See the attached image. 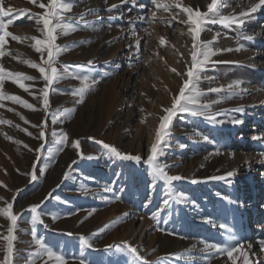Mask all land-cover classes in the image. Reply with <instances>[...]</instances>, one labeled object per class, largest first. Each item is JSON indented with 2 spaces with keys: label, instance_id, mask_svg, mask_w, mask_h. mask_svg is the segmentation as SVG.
Here are the masks:
<instances>
[{
  "label": "rangeland",
  "instance_id": "374dc122",
  "mask_svg": "<svg viewBox=\"0 0 264 264\" xmlns=\"http://www.w3.org/2000/svg\"><path fill=\"white\" fill-rule=\"evenodd\" d=\"M40 2L47 4V0H37L36 4L31 0H0L3 7L16 12L8 31L22 38L19 42L7 38L0 65L35 78L22 81L29 86L26 92L5 77L3 92L5 96H19L37 109L0 100V121H11L0 123V207L11 203L18 217L10 264H57L46 254L33 255L39 251L36 239L63 255L67 264H80L81 259L85 264H131L133 257L127 251L107 247L123 248L124 242L137 248L149 264H233L227 254L204 251L205 242L225 241L227 233L221 224L233 229L243 243L249 264H264V249L259 244L264 240V174L258 173L263 170L259 168L264 166V157L257 158L264 153V21L258 23L257 15L264 6L242 27L208 23L200 34L202 41H210L219 33L213 49L233 50L212 57L218 63H209L198 82L204 93L202 103L222 101L210 110L217 114L216 120L177 113L171 121L170 135L161 145L159 162L174 165L166 169L169 175L184 177L171 183L173 194H184L183 202H179L166 195L168 187L163 180L154 183L144 161L155 142L159 118L164 115L162 108L171 106L186 78L172 71L183 74L190 64L191 36L188 25L181 23L187 19L186 14L181 12L173 20L170 13L157 10L149 24L139 17H150L156 10L151 0H74L71 11L64 14L66 20L79 25L81 14L88 12L84 19L91 26L58 35L56 43L68 46L56 64L64 78L49 86L45 111L40 89L46 82L37 69L24 63H41V54L31 47L35 43L31 37L42 39L39 28L43 25L19 12L26 9L30 14L41 13L44 9L38 6ZM181 2L206 12L211 0ZM257 2L224 0L220 11L226 16L238 15ZM112 5L117 7L109 11ZM240 45L243 49L236 51ZM89 60L92 65H88ZM82 76H90L95 83L85 93L84 103L78 104L79 97L72 92L81 86L76 77ZM233 81H241L240 88L246 91L229 99L227 86ZM221 87L220 92L209 91ZM72 108L76 111L71 116L66 112L58 115ZM54 115L58 117L55 122ZM42 121L47 122L43 140L38 138L40 128L33 127ZM65 132L68 144H57ZM204 136L209 139L204 140ZM73 140L80 141L84 158L71 147ZM101 140L122 152L140 155L142 160L137 163L110 157L97 143ZM59 147L63 151L57 152ZM250 152H257V156L250 157ZM245 154L250 156L245 158ZM34 166L35 181L29 175ZM230 171L234 175L223 180L208 179L226 176ZM65 172L69 173L66 179ZM106 187L112 191H105ZM224 196L235 202L229 203ZM165 199H169L167 206L163 205ZM34 204L40 205L37 211L42 223L32 222L30 206ZM252 210L259 215L256 219ZM209 219L212 223L207 222ZM254 221L261 226L254 228ZM108 224L111 227L101 231ZM9 226L10 221L0 216V261L6 255L7 242L2 237ZM81 236L93 246H84ZM233 255L238 257L235 264H243L238 253Z\"/></svg>",
  "mask_w": 264,
  "mask_h": 264
},
{
  "label": "snow or ice",
  "instance_id": "6c2138e0",
  "mask_svg": "<svg viewBox=\"0 0 264 264\" xmlns=\"http://www.w3.org/2000/svg\"><path fill=\"white\" fill-rule=\"evenodd\" d=\"M33 4L37 3V0H31ZM151 4L154 6L156 10L151 12L150 17H139L141 20H147L150 24L156 18L157 10H162L163 12L170 13L171 19L175 20L178 18L179 14L182 12L186 14L187 19L181 21V23L188 25V34L191 36V49H190V64L187 65L186 71L181 74L176 71V69H172L173 72H176L177 75H183L186 77L183 79L182 85L179 87V91L175 94L172 98L171 106L167 108H162L164 115L159 118V124L156 129L155 133V142L152 143L150 147V154L148 155L147 159L144 161L147 163L151 169V173L153 176V181L155 183L156 180H163L168 187V192L166 195L169 198H174L179 201L183 202L184 194L183 193H174L171 189V183L174 181H178L184 179V177L180 175H169L167 168L173 167L174 165H166L159 162V156L163 154V149L161 147L162 143L165 141L166 137L170 135V125L171 121L177 113H189L192 116H203L209 120L215 121L216 120V113H212L210 110L213 104L220 103L222 101H212L207 103H202L201 98L204 93L200 90L198 86V82L201 79V72L205 69V67L209 63H218V61H213L211 58L216 56L217 54L225 51H232L233 49H213L212 44L218 38L219 33L213 36L212 40L210 41H202L200 39V34L204 31V26L208 23H219L221 25H225L231 27L233 25L242 27L252 13H255L258 9L264 6V0H258L257 3L251 4V6L247 9V11H242L240 14H230V15H222L220 9L224 6V0H211V2L207 5V11L201 12L198 8L193 9L191 6H184L181 0H151ZM41 9H44L41 13L30 14L27 12L26 9H20L19 12L22 14H27L28 19L31 20L35 17V23L37 25L42 24L43 27L39 28V31L43 33V38L31 37L32 40L35 41L31 47L38 53L41 54V63L37 64L31 60H26L24 63L28 64L30 67L37 69L41 74V78L46 82L44 87L40 89V94L42 96V107L45 111L48 110L49 105V86L52 85L55 81H58L64 78V74L61 70L56 67L57 58L65 51L68 50V46L65 45L64 47L59 46L56 43L59 34L69 35L74 31H77L79 27L89 28L91 26V22L84 19V17L88 14L85 12L81 14L80 17V24L77 25L71 21H67L65 18V13L71 11L74 6V0H47V4L40 2L38 5ZM117 6L112 5L109 11L115 9ZM141 7H143L141 5ZM91 10H89L90 12ZM16 15V12L11 8L3 7L2 3H0V57L5 55L4 47L7 43V38H11L15 41H20L22 38L19 36L14 35L10 31H8L9 25L13 24L14 21L12 19L13 16ZM131 23V22H130ZM170 24V21H169ZM134 29V24H133ZM145 32H148V29H145ZM247 39L251 40L254 39L253 36L246 37ZM161 44L165 43L163 37L160 38ZM140 41L136 42L137 49H139ZM243 45H240L236 51H240L243 49ZM47 53V58L44 57V53ZM182 55V54H181ZM88 65H92L93 61L89 60ZM64 72H67L68 66L65 65ZM83 67V66H77ZM5 77L11 78L14 83H16L20 88L24 91H29V86L22 83L24 80H34L35 78L32 76H28L24 73H13L7 71L0 65V100L8 99L15 103H19L24 107L36 111L37 109L33 104L28 103L26 100H23L19 96L9 95L5 96L3 92V82ZM80 79L81 86L75 89L72 92L74 97H79L76 100V103L82 104L84 103L85 93L89 90V88L95 83V81L91 80L90 76H82L76 77ZM241 81H233L227 87L229 90L230 95L227 97L229 99L233 98L234 96L239 95L241 92L246 91L240 88ZM223 88H212L209 89L211 92H220ZM238 90V91H237ZM0 106H3L0 104ZM242 110V109H240ZM76 111L75 108L66 109L64 112L58 113V115H64L66 112L69 116H71ZM143 111V109H142ZM57 115L53 116V122L57 119ZM21 119H25L21 116ZM28 122V121H26ZM0 123H11V121H0ZM46 121H42L41 125H33V127H39V139L45 138V131L44 127L46 126ZM219 123H223V121H219ZM233 123H241V121H233ZM23 131L27 132V129H22ZM28 135H32L30 132H27ZM11 139L10 137H6ZM94 139V138H90ZM204 140H208L207 136L203 137ZM253 139H261L259 136H254ZM69 141L68 134L62 133L57 140V144L59 145H67ZM16 143H22L20 141H16ZM97 143L101 144L102 147L107 150V154L110 157H115L116 159L120 160H129L135 161L139 163L142 160L140 155H133L131 153L122 152L118 149L115 145L105 143L104 141H97ZM28 147L27 145H24ZM44 145H41V149ZM71 147L77 151V154L84 158L82 151L80 150V141L73 140L71 141ZM41 149H36L39 152ZM63 151V147L57 148V152ZM216 154H219L217 152ZM264 157V153L261 154ZM88 159H93L94 157L89 156ZM75 163V161H73ZM261 163H264V159L261 160ZM31 179L35 181L37 179L36 169L35 166L31 173H29ZM69 173H64V178L68 177ZM233 172H227L226 176H213L209 177L208 179H220L223 180L226 177L233 176ZM197 180H192V183H197ZM2 183V182H0ZM105 191H112L110 187H106ZM2 199V198H0ZM47 199V197H46ZM116 199H120L119 196ZM223 199L227 200L229 203H234L235 201L231 200L230 197L224 196ZM169 204V199H165L163 201V205L167 206ZM40 205L34 204L30 206V211L33 213L32 222L35 223L37 221L43 222L41 220V216L37 211ZM147 207V204L145 205ZM13 205L8 203L6 207H0V216H5L10 221V226L7 229V235H4L2 239L7 242V251L6 255L4 256L3 261H0V264H10V258L14 251V244L13 242L16 240V236L14 235V231L17 227V215L13 214L12 212ZM95 211V210H93ZM91 215V212L89 213ZM128 214H125V218ZM56 217L53 216V219ZM153 219L156 218V214H153ZM208 223H212L209 219ZM115 223V221L113 222ZM108 227H111V224L105 225L104 231ZM221 228L225 229L227 235L225 241L223 243H204V251L205 252H213L219 253L220 255L227 254L228 258L233 261L237 260V256L233 255L234 253H238L240 257L243 258V264H249V257L246 251H242L243 243L237 240V237L229 226L225 224L220 225ZM35 235V233H33ZM81 240L84 246L91 248L93 245L88 241L87 238L81 236ZM35 243L39 245V251L34 253L33 255L39 256L41 254H46L48 259H55L57 264H67L65 257L63 255L58 254L55 252L51 247H48L43 243L42 240L36 239ZM125 247H121L120 245H108V248L115 247L117 251H127L132 257L133 260L131 264H136L137 261L142 262V264H149V262L145 259L144 256H141L137 250V248L132 247L127 242H124ZM259 244L262 249H264V240H260ZM249 249L251 248V244L247 246ZM80 264H85L83 259L80 260Z\"/></svg>",
  "mask_w": 264,
  "mask_h": 264
},
{
  "label": "bare ground",
  "instance_id": "6f19581e",
  "mask_svg": "<svg viewBox=\"0 0 264 264\" xmlns=\"http://www.w3.org/2000/svg\"><path fill=\"white\" fill-rule=\"evenodd\" d=\"M258 16H259V20H258V23H261L262 21H264V10H262V11H259L258 12V14H257ZM263 23V22H262ZM263 26V25H262ZM257 153V152H256ZM256 153H252V152H250L249 154H251V156L249 155V154H245V158H248L249 156L250 157H252L254 154L256 155ZM254 155V156H255ZM257 156V155H256ZM256 158V157H255ZM257 158H259V160L262 158V156H261V154L260 155H258L257 156ZM258 160V161H259ZM262 160V159H261ZM252 164V163H251ZM257 164V163H256ZM253 166L251 165V168H252ZM256 168H252V170H255ZM259 169H263V170H259L260 172H258V173H261V174H264V166L262 167H260ZM260 174V175H261ZM252 213H253V215H252V218H254V219H256L259 215L258 214H256L255 213V211L254 210H252ZM254 225H252L254 228H258V227H260L261 225H258V224H260V222L258 223V221H257V223L254 221Z\"/></svg>",
  "mask_w": 264,
  "mask_h": 264
}]
</instances>
